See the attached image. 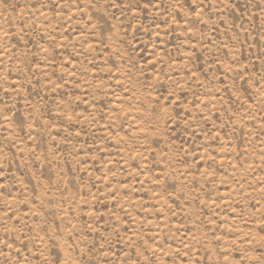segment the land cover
Returning <instances> with one entry per match:
<instances>
[{
    "label": "rangeland",
    "instance_id": "374dc122",
    "mask_svg": "<svg viewBox=\"0 0 264 264\" xmlns=\"http://www.w3.org/2000/svg\"><path fill=\"white\" fill-rule=\"evenodd\" d=\"M0 264H264V0H0Z\"/></svg>",
    "mask_w": 264,
    "mask_h": 264
}]
</instances>
